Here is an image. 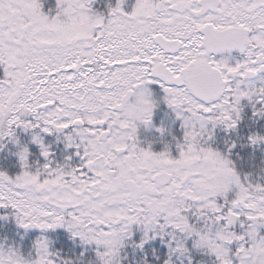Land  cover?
I'll list each match as a JSON object with an SVG mask.
<instances>
[{
    "label": "snow or ice",
    "instance_id": "obj_1",
    "mask_svg": "<svg viewBox=\"0 0 264 264\" xmlns=\"http://www.w3.org/2000/svg\"><path fill=\"white\" fill-rule=\"evenodd\" d=\"M96 3L0 0V219L40 233L0 264H264V0ZM160 104L175 155L137 139Z\"/></svg>",
    "mask_w": 264,
    "mask_h": 264
},
{
    "label": "trees",
    "instance_id": "obj_2",
    "mask_svg": "<svg viewBox=\"0 0 264 264\" xmlns=\"http://www.w3.org/2000/svg\"><path fill=\"white\" fill-rule=\"evenodd\" d=\"M109 2V0H97V3L94 5V8L99 11L104 10V6ZM112 3L115 2V0H111ZM129 3L133 2V0H128ZM45 11H47V8H45ZM247 111V110H246ZM155 117V121L157 124H160L161 122L165 121V119L169 118V110L164 106L160 105L157 109H155V112L153 114ZM161 118L162 120H158V118ZM165 129L168 130L172 137H175L177 132V128L171 129L169 122H165ZM182 136V133H180ZM223 133L217 134V143L220 147H223L222 142ZM174 139H169L167 136L164 137L163 140H156L154 141L158 145L156 147H164L165 144H168L173 142ZM12 150L11 146H6L5 150L0 152V170H5V167L7 166V171L10 175L15 174V168L11 166V164H7L8 161L15 160L14 157H9L8 152ZM52 152V159L53 157H57L60 163H64V158L67 155H70L72 150H65L63 148L62 144H56L53 143L52 147L50 149ZM251 152V150H248ZM260 152L259 150L256 153H253V159H252V165H258L260 160ZM38 161V153H34L33 156L30 157V163L37 162ZM40 163H42V158H39ZM73 166L78 165V158L73 156L72 160L70 161ZM246 170H252L255 171L254 168H249ZM7 212L4 210H0V216H6ZM57 233H62V230H57ZM40 233L36 230H30L25 231L23 229L18 228V226L15 224L14 220L11 217H8V219H0V245L3 246L4 249L7 248H13L18 249L20 253L27 258L30 253H32V243L36 239V237ZM49 240L52 241L50 250L54 252H59L62 257H68L71 258V256L75 253L78 254L79 252V246L73 245L72 241L68 240L67 234L63 233L62 237H58L56 233L53 234H45ZM130 257H132V251L129 248H126L124 250ZM34 254V253H33ZM139 255V254H137ZM127 264V262H125Z\"/></svg>",
    "mask_w": 264,
    "mask_h": 264
},
{
    "label": "rangeland",
    "instance_id": "obj_3",
    "mask_svg": "<svg viewBox=\"0 0 264 264\" xmlns=\"http://www.w3.org/2000/svg\"><path fill=\"white\" fill-rule=\"evenodd\" d=\"M154 112H155V110H154ZM158 120H162V119L159 117ZM152 121H155V117L154 116H152ZM165 122L167 123L168 121L165 119ZM170 123H172L173 128H178L179 122L176 121L175 119L170 118ZM156 129H162L163 132L162 133L161 132H157ZM140 130H142V131L145 130L146 132H148V133H146V132H144V133H145V136L149 137V139H150V141L152 143L151 144V150L154 151V152H160V151L164 150V147H156L155 144H154V141H156V140H163L165 136H167V138H169L171 140L174 139L173 142H172V144L170 142V143H168V145H170L169 151L173 155H175V141H179L182 138V136L180 135V132L178 134H176L175 137H172L171 134H170V132L168 130H166L161 123L157 127L154 126L153 123L151 124V127H149V128H145L143 126H140L138 128L137 133ZM137 139H138L139 144H140V138L137 137ZM140 146H141V144H140ZM141 147H145V146H141ZM53 160H54L55 163H60L58 161L59 159L57 157H53Z\"/></svg>",
    "mask_w": 264,
    "mask_h": 264
}]
</instances>
